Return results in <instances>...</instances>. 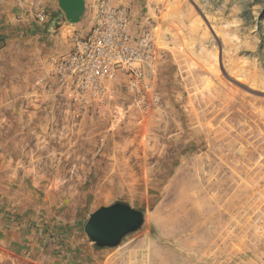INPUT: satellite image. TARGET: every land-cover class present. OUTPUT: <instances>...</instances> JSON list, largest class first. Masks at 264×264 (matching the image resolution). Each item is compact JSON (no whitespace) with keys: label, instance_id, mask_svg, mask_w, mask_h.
Returning <instances> with one entry per match:
<instances>
[{"label":"rangeland","instance_id":"374dc122","mask_svg":"<svg viewBox=\"0 0 264 264\" xmlns=\"http://www.w3.org/2000/svg\"><path fill=\"white\" fill-rule=\"evenodd\" d=\"M134 8L156 42L148 113L125 76L88 101L55 77L89 9L71 21L58 0H0L17 22L0 26V208L32 210L48 239L29 254L0 236V264H264V0ZM117 202L144 221L98 247L85 224Z\"/></svg>","mask_w":264,"mask_h":264},{"label":"built area","instance_id":"2783aa9c","mask_svg":"<svg viewBox=\"0 0 264 264\" xmlns=\"http://www.w3.org/2000/svg\"><path fill=\"white\" fill-rule=\"evenodd\" d=\"M90 11L91 28L85 35H72L70 50L52 64L55 77L88 101L104 97L117 77L125 76L134 107L150 112L159 105L155 83L147 74L157 52L152 28L133 34L130 10L120 0H92ZM44 19L41 10L37 20Z\"/></svg>","mask_w":264,"mask_h":264},{"label":"water","instance_id":"95a60500","mask_svg":"<svg viewBox=\"0 0 264 264\" xmlns=\"http://www.w3.org/2000/svg\"><path fill=\"white\" fill-rule=\"evenodd\" d=\"M59 5L71 21H78L86 10L85 0H58ZM144 212L122 202L101 206L90 214L85 232L98 247H114L122 238L141 227Z\"/></svg>","mask_w":264,"mask_h":264},{"label":"crops","instance_id":"0c3cea01","mask_svg":"<svg viewBox=\"0 0 264 264\" xmlns=\"http://www.w3.org/2000/svg\"><path fill=\"white\" fill-rule=\"evenodd\" d=\"M88 1L89 0H85L86 10L83 15L86 16V14L88 13L87 10L89 9V19L92 25L91 11H90L91 3L89 2L88 4ZM120 2H123L126 6H128L132 16V14L134 15V9H135L134 6L140 2L144 3L145 0H120ZM1 13L2 12L0 11L1 27L3 25L5 28H7V26L10 27L9 25L17 24V22L13 20V19L16 20L15 18L16 12L6 13L5 15ZM26 18L27 17H24V19ZM132 20H134V18ZM132 20H131V32L135 35L140 34L144 29L141 32L137 33V31H135V29L133 28ZM23 23L25 24L26 22ZM90 28L91 26L89 27V29ZM3 40L4 39L0 38V43H2ZM37 218L38 217L33 214V211L28 208H5V207L0 208V236L1 238H4L5 245H11V246L13 245L18 249H20L22 252H28L29 254L32 253L33 251L37 252L42 250V248L46 246L45 243L48 241V239L44 236L42 237L35 236L39 233L33 231V229H37V228L42 229L41 226H43L42 224H40V222L39 224L36 222ZM36 225H38V227ZM51 257L53 259L52 261L54 262V264L76 263L75 262L76 260L74 258L66 257L63 253H57L56 255L52 254Z\"/></svg>","mask_w":264,"mask_h":264},{"label":"trees","instance_id":"16d2710c","mask_svg":"<svg viewBox=\"0 0 264 264\" xmlns=\"http://www.w3.org/2000/svg\"><path fill=\"white\" fill-rule=\"evenodd\" d=\"M4 37V34H1Z\"/></svg>","mask_w":264,"mask_h":264}]
</instances>
